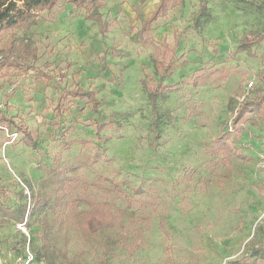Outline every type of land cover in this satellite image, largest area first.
<instances>
[{
  "label": "rangeland",
  "instance_id": "obj_1",
  "mask_svg": "<svg viewBox=\"0 0 264 264\" xmlns=\"http://www.w3.org/2000/svg\"><path fill=\"white\" fill-rule=\"evenodd\" d=\"M57 1L0 39L21 64L0 71L1 117L37 140L0 129L2 263L264 264V113L233 126L244 98H264V0L170 10L153 30L159 44L179 40L168 76L138 41L159 0H102L105 35L84 7ZM146 81L169 85L157 119ZM75 86L95 91L100 114L78 99L59 109ZM104 122L109 140L97 136ZM224 133L247 157L215 152ZM57 174L74 184L60 189ZM99 176L114 182L97 187Z\"/></svg>",
  "mask_w": 264,
  "mask_h": 264
},
{
  "label": "trees",
  "instance_id": "obj_2",
  "mask_svg": "<svg viewBox=\"0 0 264 264\" xmlns=\"http://www.w3.org/2000/svg\"><path fill=\"white\" fill-rule=\"evenodd\" d=\"M78 6H82L85 8L86 13L85 16L87 19L92 20L94 23L98 25L99 31L102 35H105L110 31L112 27V22L104 19L101 8H102V0H71ZM185 0H159L155 9L151 12L150 16L146 19L145 22L142 23L141 28L138 32V41L144 47H152L154 48V53L152 57V61L156 65V67L163 71V75H169L171 70L174 69L176 65L175 51L178 47L179 40L176 39L173 46H170L169 43L164 42L163 44H159L154 35V23L159 19L164 18L168 15L169 11L173 8L177 7ZM57 0H0V39L2 34L5 31H10L15 29L20 25L23 21L27 19V17L37 9H47L52 10L57 5ZM264 40V36L258 37L257 41L260 42ZM245 46V45H244ZM15 48L4 49L0 46V71L5 68H11L13 66L21 67L19 57L16 55V52H13ZM11 54H14L11 56ZM41 76H46L47 74L44 71L38 70V73ZM148 93L150 103L153 107V112L155 114V118H158V110H157V98L162 94L166 93L169 85L164 84L162 82H158L155 85L150 84L146 81L145 83ZM174 86V84L170 85V88ZM72 99L84 100L88 105L91 106V110L95 114H100V105L102 100L97 97L96 93L92 89H85L82 86H75L72 88H64L60 90L58 94L57 105L62 108L66 101H70ZM264 100V98L262 99ZM262 100H256L254 97L244 98L241 102L239 108L237 109L236 115L233 118V126L235 131H242L244 124L248 119H252L249 114H255L256 112L264 113V106L262 104ZM1 121L6 123V125L11 128L13 126L17 127V130L22 132L23 140L28 144L35 146L37 144V140L34 137L33 133L27 125L24 123H17L12 118L2 117ZM110 126L108 122L97 123L96 124V132L99 138H103L105 140L111 139V135L102 136L101 133ZM214 149L216 153H223L224 158L230 159L233 156L244 159L245 156L243 153L233 148L230 144V135L229 133H224L217 139V142L214 145ZM60 174L54 175L53 180H55L59 184V188H67L74 184L72 178H70L67 174L59 176ZM105 182L113 183L114 181L109 177L99 176L94 184L97 187H102ZM2 187H0L1 189ZM44 194H41L39 199L34 198V208L38 207L44 202ZM88 202L87 199H79V204L83 202Z\"/></svg>",
  "mask_w": 264,
  "mask_h": 264
},
{
  "label": "built area",
  "instance_id": "obj_3",
  "mask_svg": "<svg viewBox=\"0 0 264 264\" xmlns=\"http://www.w3.org/2000/svg\"><path fill=\"white\" fill-rule=\"evenodd\" d=\"M248 85H249V89H253L254 81L253 80L250 81L248 83ZM1 109H2V104H0V129H2L6 133V135H7V137L9 139L14 140V139H16L18 137L19 132L18 131H13V130L11 131L10 128L1 121ZM11 129H13V128H11ZM230 129L231 130L233 129L232 126L230 127ZM9 142L10 141H6L5 144H8ZM260 158H261L262 168H264V153L260 154ZM0 264H3L1 260H0Z\"/></svg>",
  "mask_w": 264,
  "mask_h": 264
},
{
  "label": "crops",
  "instance_id": "obj_4",
  "mask_svg": "<svg viewBox=\"0 0 264 264\" xmlns=\"http://www.w3.org/2000/svg\"><path fill=\"white\" fill-rule=\"evenodd\" d=\"M2 118V117H1Z\"/></svg>",
  "mask_w": 264,
  "mask_h": 264
}]
</instances>
